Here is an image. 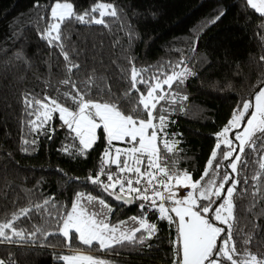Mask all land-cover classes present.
<instances>
[{
    "label": "trees",
    "instance_id": "1",
    "mask_svg": "<svg viewBox=\"0 0 264 264\" xmlns=\"http://www.w3.org/2000/svg\"><path fill=\"white\" fill-rule=\"evenodd\" d=\"M67 2L73 3L77 13L97 2L114 4L118 13L105 17L107 27L76 20L62 24L64 50L81 69L71 74L65 71L60 50L41 38L50 22L48 9L53 0H0V222L20 208L49 199L51 216L44 210L43 214L32 212L30 219L22 218L16 224L27 231L43 227L56 232L59 213L70 211L76 195L84 193L105 201L107 208L95 200L92 203L95 209L110 213V224L126 222L125 228H135L143 218L156 230L143 243L140 237L146 233L142 230L134 240L105 250L97 244L83 245L74 235L69 245L59 234L45 237L38 233L35 240L14 238L18 242L0 243V259L6 264H64L59 257L89 252L109 264H178L173 243L177 238L175 224L161 220L153 208H141L139 200L127 206L119 204L114 196L87 181L98 171L107 147L102 130L94 147L80 155L74 134L59 128L62 123L58 117L33 128L30 121L35 117L29 115L31 109L24 104V96L42 99L48 95L74 110L75 106L61 96L67 86L60 81L69 75L83 88L82 81L94 72L103 76L119 97L130 89L132 65L137 70L148 69L147 76L167 72L183 61L193 74L188 75L184 86L173 85V90L187 100H177L173 106L176 110L168 115L166 138L177 142L174 152L168 154V163L171 166L175 161L177 170H186L196 180L214 150L217 134L234 111L264 87V17L246 0ZM92 95L101 98L95 86ZM132 97L136 98L134 92ZM120 103L127 113L130 105L123 100ZM65 148L70 151L65 152ZM245 155L249 168L240 173L241 184L245 175L251 177L258 170L247 149ZM109 170L115 172V166ZM236 204L234 227L252 235L253 243L248 247L253 253H264V200L251 212L241 211V204L247 208L244 201L237 200ZM253 223L258 226L253 228ZM234 238L240 250L243 236L234 233Z\"/></svg>",
    "mask_w": 264,
    "mask_h": 264
},
{
    "label": "snow or ice",
    "instance_id": "2",
    "mask_svg": "<svg viewBox=\"0 0 264 264\" xmlns=\"http://www.w3.org/2000/svg\"><path fill=\"white\" fill-rule=\"evenodd\" d=\"M246 3L264 17V0L259 5L254 0H246ZM48 13L50 22L41 33V38L50 47L60 50L66 62L65 71L69 74L81 69L64 50L62 24L76 20L107 27L105 17L118 15L112 3L97 2L89 10L77 13L73 3L67 0H53ZM261 59L264 60V57ZM148 71L137 70L132 65L130 89L119 97L112 93L105 78L97 77L94 72L82 81L83 88L69 75L60 81L67 86L61 96L75 106L74 110L51 96L39 99L28 94L24 96V104L31 109L29 115L35 117L30 123L34 129L40 128L51 119L53 112H58L63 126L78 141L80 155H86L94 147L99 139L98 130H102L107 147L101 155L98 171L88 176L87 181L125 203L139 200L141 208H153L158 211L161 220L175 224L177 238L173 243L178 264H264V253H253L248 247L253 243L252 235L243 234L242 229L234 227L237 223V200L247 204V208L241 204L242 212H251L264 200V87L254 95L253 100L245 101L234 111L227 126L217 134L218 142L206 161L204 171L193 180L186 170H177L175 161L169 165L168 154L174 152L177 142L167 139L165 131L168 115L176 110L173 106L177 100H187V96H180L173 90V85H182L184 79L193 73L183 61L175 68L170 66L167 72L157 71L146 76ZM141 85L144 90H141ZM93 86L100 99L93 97ZM133 92L136 98L132 97ZM101 94L108 99H103ZM122 100L130 105L127 113L121 110ZM245 116H248L247 120ZM235 129L240 130L230 138V132ZM161 145L164 155H161ZM246 149L258 170L253 171L251 177L245 175L241 184L240 173L249 168ZM64 151L69 152L70 149L65 148ZM223 161H227V165ZM112 166H115V172L109 170ZM222 168L225 169L223 175ZM183 189L187 192L181 197L179 192ZM94 200L107 208L103 199L78 193L70 211L59 213L56 232H48L43 227L27 231L16 224L22 218L30 219L32 212L43 214L44 210L51 216L48 211L51 200L44 199L20 208L10 218L0 222V243L18 242L14 238L19 241L35 240L39 233L45 237L59 234L70 245L74 235L83 245L92 246L95 243L104 250L125 240H134L135 234L142 230L146 235L140 237L141 243L155 233L156 226L143 218L135 228H125L126 222L110 224L106 214L88 209L87 204ZM257 226L253 223V228ZM234 233L236 237L243 236L240 250L237 249ZM59 259L66 264H105L91 255H65ZM0 264H6V261L0 259Z\"/></svg>",
    "mask_w": 264,
    "mask_h": 264
},
{
    "label": "rangeland",
    "instance_id": "3",
    "mask_svg": "<svg viewBox=\"0 0 264 264\" xmlns=\"http://www.w3.org/2000/svg\"><path fill=\"white\" fill-rule=\"evenodd\" d=\"M254 2L255 3H257V5H259L260 4V2H261V0H254ZM255 10V9H254ZM256 11V10H255ZM257 12V11H256ZM259 13V12H258ZM260 14V13H259ZM188 77V76H187ZM187 77L184 79V83H183V86H184V84H185V81L187 80ZM175 85H177V84H175ZM178 86V85H177ZM180 86H182V85H179L178 87H180ZM178 89V88H177ZM175 91H177L178 92V90H175ZM158 108H159V106H158ZM252 110L250 109L249 110V112H251ZM55 117H58L59 118V114H58V112H53L52 113V117H51V119L48 121V122H50V121H53L54 119H55ZM245 120H247L248 119V116H245V118H244ZM61 121V120H60ZM62 123V122H61ZM64 126H63V124H61L60 126H59V128H63ZM66 128V127H65ZM238 130H240V129H235V130H233L232 132H230V138H231V136L234 134V132L235 131H238ZM99 131L100 130H98V133H99ZM98 133H97V135H98ZM218 142V141H217ZM117 146H120V147H123V145H117ZM224 165H227V163L228 162H225V161H223L222 162ZM224 168H222L221 169V175H223V172H224ZM192 179L193 180H195L194 178H193V176H192ZM179 195H180V193H179ZM182 197V196H181ZM87 206H88V209L90 210V211H94V212H100V213H102V214H106L107 216H108V222H109V220H110V218H109V215H110V213H106V212H103V211H100V210H97V209H95V206L96 205H93V203L92 202H90V203H88L87 204ZM222 226V225H221ZM126 241V240H125ZM93 244H95V243H93ZM105 250V249H104ZM91 255V256H93V257H95V258H98V259H100V260H102V261H104L105 262V264H109L108 263V261H107V259H105V258H101V257H97L94 253H93V255H92V253H89V252H80V253H73V254H67V255ZM65 256V255H64ZM63 261V260H62ZM64 262V264H66V262L65 261H63Z\"/></svg>",
    "mask_w": 264,
    "mask_h": 264
},
{
    "label": "water",
    "instance_id": "4",
    "mask_svg": "<svg viewBox=\"0 0 264 264\" xmlns=\"http://www.w3.org/2000/svg\"><path fill=\"white\" fill-rule=\"evenodd\" d=\"M115 201H116V202H118L119 204H122V205H125V206H127V205H130V204H131V203H125L124 201L117 200V199H115Z\"/></svg>",
    "mask_w": 264,
    "mask_h": 264
},
{
    "label": "built area",
    "instance_id": "5",
    "mask_svg": "<svg viewBox=\"0 0 264 264\" xmlns=\"http://www.w3.org/2000/svg\"><path fill=\"white\" fill-rule=\"evenodd\" d=\"M187 192V189H183L181 190L179 193H180V196H184Z\"/></svg>",
    "mask_w": 264,
    "mask_h": 264
}]
</instances>
